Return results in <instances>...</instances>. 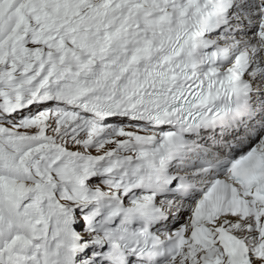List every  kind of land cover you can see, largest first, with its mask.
<instances>
[{"label": "snow or ice", "instance_id": "snow-or-ice-1", "mask_svg": "<svg viewBox=\"0 0 264 264\" xmlns=\"http://www.w3.org/2000/svg\"><path fill=\"white\" fill-rule=\"evenodd\" d=\"M0 264H264V0H0Z\"/></svg>", "mask_w": 264, "mask_h": 264}]
</instances>
